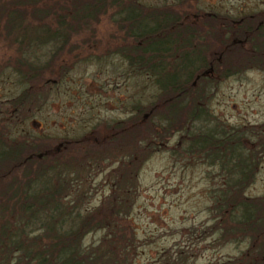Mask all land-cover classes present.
Returning a JSON list of instances; mask_svg holds the SVG:
<instances>
[{
	"label": "trees",
	"instance_id": "trees-1",
	"mask_svg": "<svg viewBox=\"0 0 264 264\" xmlns=\"http://www.w3.org/2000/svg\"><path fill=\"white\" fill-rule=\"evenodd\" d=\"M191 6L0 0V82L13 75L22 86L5 102L10 107L0 106V264H135L138 242L128 214L141 166L162 148L173 160L207 168L211 204L206 221L188 229L190 241L147 264H195L197 242L206 238L247 244L209 264H264V192L247 194L264 160V122L232 124L212 107L222 81L264 71V48L245 46L264 31V24L256 29L264 16L246 13L234 26L236 17L213 10L203 16L198 8L190 15ZM102 18L115 28L104 55H117L123 74L145 79L150 92L142 86L113 127L47 141L19 129L69 63L100 59L94 50ZM109 163L116 164L111 192L88 207L91 180ZM93 232L102 235L86 244Z\"/></svg>",
	"mask_w": 264,
	"mask_h": 264
},
{
	"label": "rangeland",
	"instance_id": "rangeland-1",
	"mask_svg": "<svg viewBox=\"0 0 264 264\" xmlns=\"http://www.w3.org/2000/svg\"><path fill=\"white\" fill-rule=\"evenodd\" d=\"M142 1L150 4L159 2ZM190 2V15L197 8L206 12L213 10L246 13L264 9V0ZM113 33L114 26L106 18H102L98 26L99 40L97 39L94 50L100 59L78 62L73 66L69 63L67 74L62 76L59 83L46 89L38 108L33 109L25 125L17 127L47 141L48 138L54 140L81 136L91 127H101V122L110 124L126 117V109L133 100L141 96L139 92L146 80H136L132 76L131 79L127 78L123 74L124 64L121 59L117 55H104L111 42L109 36ZM146 87L149 93L151 86ZM21 90L22 86L13 75L2 78L1 108L10 107L5 102L18 95ZM212 107L217 115L232 124L264 122V71L251 69L222 81L213 96ZM105 134L102 130L99 137H104ZM115 166V163H109L103 172L91 180L89 187L93 197L87 204L88 207L96 205L103 196L111 192L113 184L109 171ZM206 171L204 165H185L183 161L173 160L165 148L152 154L143 163L138 174V193L127 220L138 242L134 255L135 264L152 262L163 251L174 249L185 240L190 241L193 237L187 234L188 229L198 227L206 221V208L211 204L207 190L210 183L206 178ZM263 192L264 160L256 181L249 187L247 194L256 196ZM101 235L102 232L90 233L85 236L84 241L86 244L95 243ZM197 243L195 264L222 262L237 256L247 246L243 243L220 245L213 238Z\"/></svg>",
	"mask_w": 264,
	"mask_h": 264
},
{
	"label": "flooded vegetation",
	"instance_id": "flooded-vegetation-1",
	"mask_svg": "<svg viewBox=\"0 0 264 264\" xmlns=\"http://www.w3.org/2000/svg\"><path fill=\"white\" fill-rule=\"evenodd\" d=\"M261 10H263V9H261ZM255 12V11H254ZM222 13L225 15V16H228V17H236V18H238V20H235V21H233V25L234 26H236L237 24L238 25H242L243 23H241V21H242V19H243V17L245 16V14H246V12L244 11H241V12H229V11H222ZM251 15L253 14L254 15V13H251V12H249ZM249 13H247V14H249ZM216 13H214V12H212V11H207V12H203L202 13V15L203 16H214ZM256 14V16H258V17H260L261 15L262 16H264V11L263 12H257V13H255ZM252 18H255L254 16H252ZM201 23H203V22H201ZM232 24V23H231ZM264 24V19H258L257 21H256V29L258 30L260 27H261V25H263ZM246 39H248V38H246ZM255 43V44H254ZM245 44V43H244ZM247 45H251V46H253V45H256L258 48H264V31H260L259 32V34L256 36V40H255V42L254 41H252L251 43H246L245 44V46H247ZM107 125H109L110 127H113L114 125L113 124H102V126L101 127H107Z\"/></svg>",
	"mask_w": 264,
	"mask_h": 264
}]
</instances>
